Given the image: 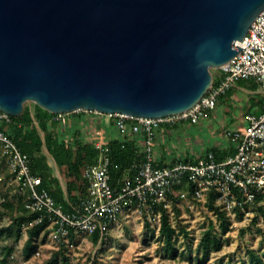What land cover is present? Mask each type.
<instances>
[{
  "label": "water",
  "instance_id": "obj_1",
  "mask_svg": "<svg viewBox=\"0 0 264 264\" xmlns=\"http://www.w3.org/2000/svg\"><path fill=\"white\" fill-rule=\"evenodd\" d=\"M262 9L264 0H0V109L183 112Z\"/></svg>",
  "mask_w": 264,
  "mask_h": 264
},
{
  "label": "built area",
  "instance_id": "obj_2",
  "mask_svg": "<svg viewBox=\"0 0 264 264\" xmlns=\"http://www.w3.org/2000/svg\"><path fill=\"white\" fill-rule=\"evenodd\" d=\"M240 44L242 49L216 68L218 78L212 80L202 98L183 112L163 117L100 113L106 122L113 123L119 135L107 137L104 126L92 133L96 155L82 167L87 193L69 210L41 186V177L32 172L27 153L2 129L1 157L9 175H0V183L6 189L11 188L9 192L23 197L24 206L37 213L34 221H46V236L58 243L70 244L74 235L95 232L102 239L109 225L131 209L143 211L147 220L156 222L158 231L160 206L173 218L174 205L189 194L205 205L211 197L230 221L238 213L244 219L264 221V106L258 112H248L244 123L225 130L229 143L221 157L210 148L182 160L155 154L162 125L197 122L215 107L218 97L237 78H254L264 83V9L257 14ZM65 114L54 113L53 118L64 122ZM10 116L0 109V121H10ZM112 138H119L122 146L130 142L134 147L133 156L124 168L113 160ZM186 184L190 193L183 188ZM175 186H180L176 198L173 197Z\"/></svg>",
  "mask_w": 264,
  "mask_h": 264
},
{
  "label": "rangeland",
  "instance_id": "obj_3",
  "mask_svg": "<svg viewBox=\"0 0 264 264\" xmlns=\"http://www.w3.org/2000/svg\"><path fill=\"white\" fill-rule=\"evenodd\" d=\"M217 70L211 68L212 72ZM218 75H215V79ZM239 85L255 88L256 91L245 93L242 98L237 95L235 88ZM235 88L221 94L218 103L212 109L200 117L197 122L179 121L177 124H164L159 130L158 146L155 154L160 153L166 158L177 159L179 157L195 156L200 149L208 145L228 144L225 134L226 129H232L238 123H244L248 112L259 110L257 106L264 102V84L254 78H237L234 82ZM33 102H26L25 107L33 113ZM24 111V110H23ZM83 112L82 120L78 121L83 135L87 137L86 129L90 121H96L99 112L78 110L65 114V119L72 121L71 116L77 112ZM101 115V114H100ZM70 118V119H69ZM107 137L119 135V131L113 123L104 122ZM56 128V125H54ZM75 129L71 123L63 129L67 138ZM43 137V132L40 129ZM209 148V147H208ZM207 148V149H208ZM43 152L47 155V163L52 172L60 179L65 188L60 169L45 145ZM8 192L11 188L7 189ZM11 193V192H10ZM179 208L172 214V223L179 228V224L185 226L188 235L185 237L179 233L176 243L179 254L174 257L165 254L161 250L162 242L158 239L157 224L154 220H147L145 213L138 209H131L127 214L118 217L109 228L102 239L93 243L92 235H74L70 244L58 243L44 237L41 233L37 237V246L28 256L24 252L27 239L25 230L21 238L15 244L12 264H43L51 255L53 250L64 251L70 260V264H228L229 262L239 264L240 260L247 258V249H260L264 247L263 232L264 221L259 219H244L235 216L229 223V229L220 234L222 247L219 250H211L204 260L202 253L198 250V243L203 231L207 228L210 219L215 223V229L219 231L217 216L204 202L191 198L180 200ZM260 228L262 232L258 230ZM38 253H35V251ZM61 264V262H59Z\"/></svg>",
  "mask_w": 264,
  "mask_h": 264
},
{
  "label": "trees",
  "instance_id": "obj_4",
  "mask_svg": "<svg viewBox=\"0 0 264 264\" xmlns=\"http://www.w3.org/2000/svg\"><path fill=\"white\" fill-rule=\"evenodd\" d=\"M211 73L214 79L218 69L215 72L211 71ZM32 105L33 113L29 111L28 107H25L22 114L10 116V121H4L0 125V129L4 130L13 139L22 152L27 153L32 172L41 177V186L48 190L57 203L61 204L64 209L69 210L71 205L79 203V200L87 193V182L82 177V167L85 162L95 157L96 152L92 147L91 135L95 129L103 126L106 121L104 116L99 114L96 121H90L86 126L88 135L85 137L80 125L77 124L78 121L82 120L84 111L74 113L71 116V122L68 119L62 122L53 118L54 113L43 109L35 103H32ZM71 123L75 126V129L71 131V137L67 138L63 129L66 126H70ZM54 125H56V128ZM40 129L43 132V137L40 134ZM158 137L159 134H157V140L159 139ZM42 145H45L53 155L65 181V188L48 165V157L43 152ZM110 146L113 160L124 168L133 156L134 147L130 142H125L124 146H122L119 138H112ZM209 148L218 157L224 154V151L218 146H210ZM1 150L2 146L0 143V175L8 177L9 173L5 162L2 160ZM183 158L186 159L185 157H179L181 160ZM179 188L180 186L174 187V198L178 197ZM183 188L190 193L189 185H183ZM206 205L215 212L219 231L215 229V223L210 219L198 243V250L202 253V259L200 260L206 259L211 250H219L222 247L220 234H224L229 229L230 223L229 216L220 207L214 205L211 197L207 199ZM160 209L161 216L158 229V239L162 242L160 248L165 254L174 257L179 254V248L176 243L177 235L182 233L186 237L188 231L182 224H179L177 229L172 223L169 213L162 206H160ZM178 209L174 205V210L178 212ZM238 214V216H241V213ZM36 216V212L24 206V200L21 195L16 192H8L4 183H0V264H12L11 260L15 244L21 238L24 230L27 235L23 249L26 256L35 250L37 237L40 233L46 237L45 226L47 223L46 221L36 223L34 221ZM258 230L263 231L260 228ZM91 235L93 243H97L99 234L95 232ZM59 262L61 264H70L68 255L64 251L57 249L52 251L43 264H59ZM228 264L236 263L229 262ZM239 264H264V247L262 250L248 248L247 258L240 260Z\"/></svg>",
  "mask_w": 264,
  "mask_h": 264
},
{
  "label": "crops",
  "instance_id": "obj_5",
  "mask_svg": "<svg viewBox=\"0 0 264 264\" xmlns=\"http://www.w3.org/2000/svg\"><path fill=\"white\" fill-rule=\"evenodd\" d=\"M219 73V72H218ZM218 73H217V75H218ZM257 81V80H256ZM264 84V83H263ZM236 86H232L231 88H229L226 92H228L230 89H232V88H235ZM235 90H237V94H231V95H233L235 98H237V95L240 97V98H242L243 96H244V94L242 93V92H245V93H251V92H254V91H256V89L255 88H251V87H247V86H243V85H239V88L237 87V88H235ZM225 92V93H226ZM218 99H219V97H218ZM218 99H217V102H216V104L218 103ZM216 106V105H215ZM263 106H264V102H262V103H260L258 106H257V109L256 110H261L262 108H263ZM199 121V120H198ZM3 122L2 121H0V125L2 124ZM240 124H242V123H238L237 124V126L238 125H240ZM210 146H218L220 149H222V150H224L225 148H226V146H227V144H223V142L222 143H218V142H216L214 145L212 144V145H208V146H206V147H204L203 149H200L199 151H198V153L196 154V155H200V154H202L208 147H210ZM195 155V156H196Z\"/></svg>",
  "mask_w": 264,
  "mask_h": 264
}]
</instances>
